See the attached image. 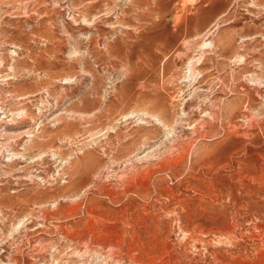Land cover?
Wrapping results in <instances>:
<instances>
[{"label": "rangeland", "instance_id": "rangeland-1", "mask_svg": "<svg viewBox=\"0 0 264 264\" xmlns=\"http://www.w3.org/2000/svg\"><path fill=\"white\" fill-rule=\"evenodd\" d=\"M0 264H264V0H0Z\"/></svg>", "mask_w": 264, "mask_h": 264}]
</instances>
